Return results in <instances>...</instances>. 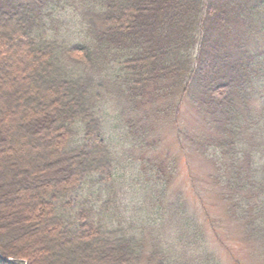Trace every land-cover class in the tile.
<instances>
[{"label":"trees","instance_id":"1","mask_svg":"<svg viewBox=\"0 0 264 264\" xmlns=\"http://www.w3.org/2000/svg\"><path fill=\"white\" fill-rule=\"evenodd\" d=\"M120 1L0 0V24L8 28L0 36V67L27 52L29 73L53 96L22 119L36 143L53 142V154L33 170L19 166L0 176V212L9 211L0 216V264L34 259L35 233L46 227L67 246L90 245L70 264H218L183 203H163L165 183L157 186L153 175L161 142L153 130L161 121L172 126L180 151L185 141L225 174L223 197L237 220L233 202H250L245 196L255 193V233L264 229V170L242 175L253 170L252 158L264 159V0ZM183 101L208 134L183 125ZM4 134L0 125L5 143ZM135 161L141 168L129 169L138 170L130 176L142 187L126 216L113 201L127 183L114 176L124 178ZM28 190L36 196L32 214L12 219ZM171 223L168 237L152 228Z\"/></svg>","mask_w":264,"mask_h":264},{"label":"rangeland","instance_id":"2","mask_svg":"<svg viewBox=\"0 0 264 264\" xmlns=\"http://www.w3.org/2000/svg\"><path fill=\"white\" fill-rule=\"evenodd\" d=\"M119 2L121 1L119 0ZM66 5L69 7L70 3ZM245 13L247 15L246 11ZM65 19L64 21L68 22L73 29L78 27L75 19ZM7 29V27L5 28L0 24V36L4 35ZM240 29L243 31L249 30L248 24L245 23ZM229 33L230 31L222 33V36ZM257 42L259 46V40L254 39V46L257 45ZM222 44L224 45V43ZM29 70L27 52H20L10 60H4L0 67V125L4 127L6 141L5 143L4 141L0 142L1 177L10 175L19 166L33 170L45 161L47 156L53 154V142L49 143L41 140V142L36 143L31 136L22 131L23 114L25 113L28 116L27 112L40 109L43 104L50 100V97L53 98L51 95L48 97L41 90ZM114 70L116 73H120L118 68L114 67ZM110 98L111 101L115 99L114 96ZM183 102L180 107V118L183 125L187 129L199 131L200 134H208L207 125L200 120V115L188 103L185 104V101ZM255 103L256 98L253 97L252 104L254 105ZM108 105L111 107L112 104L109 103ZM153 131L157 132V137L154 141L158 138L161 140L157 146V151L160 154L156 152L154 157L156 164L153 169V175H157V186H160L159 183L162 182L166 185V187L165 185L163 186L165 188L163 203L166 205L173 204L172 209H174V200L179 201V208L181 203H183L186 212L191 214L193 221L196 223L199 236L202 238L201 246L218 264H264V243L259 241V237L261 239L264 238V233H262L264 229H261L260 233H255L258 230V218L255 213L250 212L251 205H253L256 197L254 196L255 193H247V196H245L249 198L250 202L242 203L239 200L233 202V204L239 205L236 213L240 220H237L236 217H233L232 205L223 197L228 190L224 185L225 182L220 177L225 176V174L221 171L217 172L219 168H216L217 170L214 169L215 166L209 159H205L196 153L194 154L193 150L187 148L185 141H183L182 145L185 149L180 151L178 144L174 140L171 125L164 124L161 121ZM93 134L94 137L100 138L99 135ZM150 140L151 137L149 138ZM145 155L147 156V154ZM92 158V154L87 153L85 155V163L91 165L93 162ZM251 161H253V170L249 168L247 173L242 174L248 178L252 176L249 172L254 174L264 170L262 168L264 159L255 157ZM140 165L139 161H135L132 164L128 162L124 178L114 176L120 183H127L128 185L133 182L132 187L126 185L118 191V195L114 196V208L122 206L123 209L119 210L121 212L124 210L126 216L135 212V201L142 187V183L138 180L136 182V177L132 178L130 176V174L137 175L138 170H135L134 174H132L133 171L129 172V169H140ZM153 175L152 178H154ZM35 182L33 180L30 185L35 186ZM35 199L36 196L31 190H28L24 196L18 198L12 207L14 209L12 219H20L25 214H32ZM67 201L72 204L77 202L73 195H70ZM7 209L5 207L4 211L0 212V216L8 214L9 211ZM246 222L247 225L245 226ZM153 226L154 231L162 232V234L164 232L167 237L170 234L169 230L175 227L174 223L169 224V228L164 224L161 231H158L155 224ZM49 231L51 232L52 229L46 227L35 233V238L39 243L36 244V248L33 246L36 249V259L31 257L30 259L32 260H29V262L25 259H23L25 262H21V259H17V261L22 264H70L77 252L84 253L90 249L89 244H79L77 242L67 246L63 243L62 238L56 237ZM23 245H26L25 241H23Z\"/></svg>","mask_w":264,"mask_h":264}]
</instances>
